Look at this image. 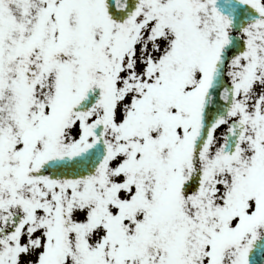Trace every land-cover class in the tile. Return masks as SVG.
<instances>
[{
	"label": "snow or ice",
	"instance_id": "6c2138e0",
	"mask_svg": "<svg viewBox=\"0 0 264 264\" xmlns=\"http://www.w3.org/2000/svg\"><path fill=\"white\" fill-rule=\"evenodd\" d=\"M0 264H264V0H0Z\"/></svg>",
	"mask_w": 264,
	"mask_h": 264
}]
</instances>
